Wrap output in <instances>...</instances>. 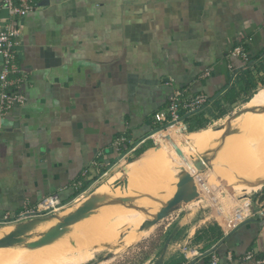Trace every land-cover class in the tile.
I'll return each instance as SVG.
<instances>
[{"label":"crops","instance_id":"1","mask_svg":"<svg viewBox=\"0 0 264 264\" xmlns=\"http://www.w3.org/2000/svg\"><path fill=\"white\" fill-rule=\"evenodd\" d=\"M38 3L21 19L18 63L28 77L27 101L0 116V226L27 220L20 213L52 193L73 198L78 181L105 173L152 142L154 114L176 88L221 97L250 63L231 55L238 42L251 56L264 54V0ZM209 104L188 113L189 126ZM204 130L217 140L212 129ZM122 136L127 140L116 146ZM235 153L236 146L227 147L216 162ZM134 211L147 215L133 209L93 216ZM247 212L233 226H206L203 232L215 236L213 243L197 242L205 247L199 255L167 251L162 264H213V255L216 264H264V188ZM12 255L10 262L0 257V264H26Z\"/></svg>","mask_w":264,"mask_h":264},{"label":"rangeland","instance_id":"2","mask_svg":"<svg viewBox=\"0 0 264 264\" xmlns=\"http://www.w3.org/2000/svg\"><path fill=\"white\" fill-rule=\"evenodd\" d=\"M236 48L243 50L244 55L241 53L243 57H240V55L239 57L244 62L254 57L244 51L241 42H238L230 51L232 52ZM245 54L247 55L245 56ZM244 64L245 63H243V65ZM248 97L251 98L246 102L245 100ZM216 100H219V102H216ZM208 102H210L212 105L208 103L209 105H207L203 111V113H205V116L203 117V120L200 121L202 127L212 129L216 137L215 139L217 140L225 137L224 133L226 130L235 129L236 132H232L226 135V148L236 146V153L234 155H238L237 152L240 150L241 145L244 144L246 137L249 135L248 132L252 128V122L259 116L260 112L264 110V85L260 83L259 86L256 85L255 87L248 89V91L241 92L236 98L232 100H225V98H223L222 96H218L216 98H212L209 96ZM250 103H252L250 111L244 112L243 109H245L246 105ZM222 113L225 115H222ZM247 115L249 118L248 122L245 125V127L247 128L245 129L248 130L245 137L240 142L238 138L240 136L241 130L244 128L243 119ZM235 116L236 118L233 119V117ZM228 123H230L229 127ZM199 129L201 128H197V130ZM260 133H257L255 136L257 138H264V132L261 131ZM173 137H184V134L170 130L167 131V133L165 132L157 135L156 137H154V139L157 141L156 143L152 138V142L146 143L142 147L140 152H136L132 157L127 156L123 158L122 161H120V159L115 161V164H113V166H110L109 168L104 170L105 173L94 175L91 178L87 179L85 183L82 182V185L78 187V190L75 192L73 198L63 200L65 203L56 211V218L59 219L60 217L67 215L64 214L65 212L70 213L71 211L75 210L77 208L75 206L79 203L81 205V203L89 195L94 194L96 192V189L108 178L109 175H112L113 173L121 169L128 162L135 160V158H140L148 150H157L163 142L168 141ZM224 143L225 142L223 140H220L215 146H213V148H211L207 152L200 154L198 159L200 157H206L208 155L219 152ZM214 149H216L217 151L215 153H212ZM221 158L216 162L214 168L211 166L209 171L206 172L202 177H200V174L197 176L198 179L195 180H198L199 182L195 185L196 192L190 197V199H186L187 201L183 207H179V209L170 212L158 223L146 228V230L143 231L144 233H140L135 238V235L130 233L131 227L124 226L111 230L109 233L103 236L99 242L93 243L94 237L89 235V230L83 233L82 231H79L73 237L70 236L71 238H73L74 244L72 243L71 245L67 246V248L72 246L79 252L74 255L68 254L64 257H61L55 262V264H65L67 263V261L72 262L75 258H77V262L75 261V263L73 262L72 264H156L161 259V256L162 263L164 262L167 251H171L170 253L173 252L174 254L179 255H199V252L203 251L205 247H198L197 242H202L203 245L213 243L211 238L212 236H215L214 234L212 235V232L204 233L203 231L205 230V227L217 226V223L219 222L225 224L226 226L235 225L239 222L240 219L246 216L249 205L253 204V198L255 201L257 194H259L260 191L264 188V184L261 183L262 185L259 184L254 190L242 194L241 192L237 191L233 192L225 190L231 188V186L233 185L232 182L230 183L229 181L219 187L217 179L219 176H221L225 166H227L232 157L229 156L226 159ZM193 162L194 161H192L187 167L185 166L186 168L183 165L176 169V176H179L183 169L186 170L187 168L191 167L193 165ZM220 162H222L221 165H219ZM172 174H168L167 177L170 178ZM167 177L165 176L163 179H161L160 184H165L167 181ZM128 197H131L132 200L125 203H115L112 205L123 206L125 208L141 209L139 208V206H137V204H139L142 208H145L144 211L152 213L150 215H155L164 205L162 204L159 206L157 204H152L147 206L142 202L136 201L139 196ZM252 207H254V205H252ZM104 210L105 209L100 211L94 210L89 215V217L93 216V213L99 214ZM249 215L250 212L248 216ZM54 223L55 220L53 222H50L49 226ZM79 223L81 224V221L71 226L70 229L66 231V233H73V230L75 231V228L80 226ZM7 224L1 225L0 228L6 226ZM46 228H34L31 232L28 233L26 241H33L34 236L37 233L44 231ZM126 236H128L131 240H127ZM22 244L25 243L17 244L18 246L14 247L0 248V257H2L1 262H10L11 260L8 256L10 254H13L16 250L22 249ZM82 245L84 248H82ZM4 250H6V252ZM19 255L20 254H18V256ZM14 264L24 263L16 262Z\"/></svg>","mask_w":264,"mask_h":264},{"label":"bare ground","instance_id":"3","mask_svg":"<svg viewBox=\"0 0 264 264\" xmlns=\"http://www.w3.org/2000/svg\"><path fill=\"white\" fill-rule=\"evenodd\" d=\"M251 106L252 103L248 104L247 107H245L244 112L250 111ZM248 118L249 117L247 115L243 119L244 128L241 130L240 136L238 138L240 142L247 133L248 129H245L247 128L245 127V125L248 122ZM261 131L264 132V110L261 111L259 116L252 122V128L249 130V135L246 137L244 144L241 145L240 150L237 152L238 155L232 156V159H230L227 166H225L221 176L218 177L217 180L219 183V187L229 181L230 183L232 182L233 185L231 186V188L225 190L233 192L237 191L243 194L254 190L261 183L264 184V138H257L255 136ZM220 140H223L225 143L221 147V150L219 152L215 153L217 150L214 149L212 153L215 154L206 156L209 160L207 162L204 161L206 167L204 169V172L200 175V177H202L206 172H208V170L216 162V160H218V158L223 154L227 145L226 136L218 140H213V136L210 135V132L204 129L196 132H187L186 134H184V137H174V139L171 138L170 140L163 142L157 150H148L140 158H135V160L131 161L129 164L115 172V174L109 179L104 181L96 189L95 194L104 195L108 198L139 196L136 201L144 200V204L147 206L152 204H165L173 197L174 193L177 190L178 176H176V169L183 165L184 167H187L192 161H195L200 154L207 152L208 150L213 148V146H215ZM225 157L226 154L221 159H224ZM221 163L222 162H220L219 165H221ZM186 170L193 171L194 166L192 165ZM168 174H172L169 183L165 187H161V185L158 186V181L163 179ZM195 179H198V177H196ZM198 182V180H194L195 184H197ZM186 201L187 200H184L180 207H183ZM78 206H80V203L77 205V207ZM110 206H114L115 208L109 210L106 209L102 213L106 214L121 209H138L107 204L101 205L100 207L95 209V211H99ZM137 206H139V208H142L139 204H137ZM144 212L147 215L152 214L147 211ZM64 214L69 213L65 212ZM147 215L143 214L140 211H134L122 212L116 217L88 216L80 220L81 224L79 223L80 226H78L79 224L77 225L78 227L75 228V231L72 229L73 233H64L61 237L56 239L55 241L58 243L53 241L50 244H46L37 248H29L25 244H22L23 248L20 249L16 254L13 253L11 258L15 260L18 259L25 261L26 264H55L60 256H66L71 253L79 252L72 246L67 248L68 245H71L74 242L73 238H71L70 236L73 237L79 231H82L83 233L89 230V235L93 236L96 240L95 241L93 239V243H97L103 236L117 227L132 226L130 233L134 234L136 238L140 233L146 230V228L140 229L141 224L147 219H152V216ZM54 220L55 223L49 226L50 222H53ZM58 221L59 219L54 217L46 222L38 224L36 227L39 229H41L42 227L47 228L44 231L37 233L34 236L33 240L38 239L41 233L54 226ZM74 224L70 225L68 227V230ZM13 228L14 225H6L0 228V238L13 230ZM128 236L127 240H131ZM82 248H84L83 245ZM18 254L20 255L18 256ZM37 254H40L38 259L34 257ZM73 262L75 263V260L69 262V264H72Z\"/></svg>","mask_w":264,"mask_h":264},{"label":"built area","instance_id":"4","mask_svg":"<svg viewBox=\"0 0 264 264\" xmlns=\"http://www.w3.org/2000/svg\"><path fill=\"white\" fill-rule=\"evenodd\" d=\"M39 6L38 0H3L0 6V11L8 10V17L0 23V116H5L12 109L24 105L27 101L24 88L27 85L28 77L18 63L21 19ZM241 53L244 55L243 50L236 48L231 52V55L239 56ZM208 101L209 96L205 93L186 94L184 89L176 88L169 97L167 105L154 114L155 127L150 137L154 139L157 135L170 130L181 134L189 132V123L186 122L185 117L189 116L188 113H194L200 107L208 104ZM126 140L127 138L124 136L117 138L115 145H120ZM154 141L157 142L155 139ZM81 185L82 182L78 181L74 187L78 188ZM61 199L58 192L52 193L32 208L21 212L20 217L24 218V214L29 217L56 214V211L65 203ZM248 214L249 212L239 221L247 218ZM10 221L17 222L16 219ZM251 256L252 254H248L247 258H251ZM217 261L218 256L213 255L212 263L216 264Z\"/></svg>","mask_w":264,"mask_h":264},{"label":"water","instance_id":"5","mask_svg":"<svg viewBox=\"0 0 264 264\" xmlns=\"http://www.w3.org/2000/svg\"><path fill=\"white\" fill-rule=\"evenodd\" d=\"M7 16H8V10L2 9L0 12V17H7ZM236 116L233 117V119L236 118ZM229 126L230 123H228V127ZM232 132H236L235 129L233 130L228 129L225 131L224 136ZM208 160L209 159L205 156H203L202 159L197 158L193 162V166H194L193 171H187L183 169L181 174L178 176L177 190L174 193L173 197L170 200H168L155 215H153L152 219L145 220L141 224L140 229L147 228L158 223L160 220L166 217L170 212L179 209L180 205L184 200L188 199L189 197L195 194L196 187L194 185L195 184L194 180L199 174L201 175L204 172V169L206 167L204 161L207 162ZM130 200H132L131 197L108 198L104 195H98L95 193L91 194L74 211L70 212L69 214L63 217H60L59 221L54 226L50 227L45 232L41 233L39 238L36 240L27 242L26 239L28 233L31 232L38 224L42 222H46L54 217H57V214H50L47 216H32L25 221L17 222L14 225L13 230H11L9 233H7L6 235L0 238V247H7V246L25 243V245L29 248H37L46 244H50L59 237H61L64 233H66L70 225L88 217L95 209H97L101 205L115 204V203L121 204L128 202ZM141 209L145 210V208H141ZM247 221L248 220L244 221L243 224ZM161 259L156 264H161L162 263Z\"/></svg>","mask_w":264,"mask_h":264},{"label":"trees","instance_id":"6","mask_svg":"<svg viewBox=\"0 0 264 264\" xmlns=\"http://www.w3.org/2000/svg\"><path fill=\"white\" fill-rule=\"evenodd\" d=\"M249 62L250 63L247 66L241 69L238 73H235L234 76L231 78V82H229L230 85L228 87V90H226L222 95V97L225 98V100H232L236 98L241 92L248 91V89H251L256 85H258V83L264 85V54L252 57ZM249 99L250 97H248L245 101H248ZM216 102H219V100H216ZM222 115L225 114L222 113ZM204 116H205L204 113L200 115V118L199 116H195L192 124L188 128L189 131H194V130L200 131L202 129L207 128V127L203 128L200 122L203 120ZM185 120L186 122L189 121L188 119ZM197 128H201V129L197 130ZM112 175H109L107 179H109V177H111Z\"/></svg>","mask_w":264,"mask_h":264}]
</instances>
